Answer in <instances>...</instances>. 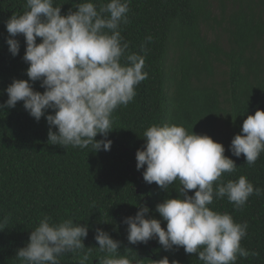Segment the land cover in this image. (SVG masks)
Wrapping results in <instances>:
<instances>
[{"label": "trees", "instance_id": "16d2710c", "mask_svg": "<svg viewBox=\"0 0 264 264\" xmlns=\"http://www.w3.org/2000/svg\"><path fill=\"white\" fill-rule=\"evenodd\" d=\"M213 1L131 0L129 23L122 25L121 34L132 52H140L146 36H152L147 52L140 53L145 55L143 70L148 78L136 86L134 100L113 113L109 151L51 145L46 119L35 121L23 102L0 110V219L10 214L6 228L0 229V264H20L16 250L26 245L30 231L44 216L89 225L83 241L86 248L91 247L86 264H98L102 255L94 239L96 228L121 241L119 251L132 264H152L164 256L170 264L173 260L202 264L198 254H186L183 247L164 251L155 239L137 245L127 241L123 218L134 216L138 205L146 203L149 217L161 220V226L166 227L156 205L169 195L178 196L174 190L178 181L165 192L154 182L147 184L144 169L136 168V151L144 145L143 132L153 124L182 125L189 133L193 130L214 140L218 123H223L230 131L224 155L234 160L237 170L221 179L236 180L244 175L254 187L264 189V153L249 166L243 154L235 157L229 150L247 116L264 110V0H219V20L212 14ZM80 2L84 0H54V6H61V13L66 14ZM25 3L0 0V104L8 99L4 90L14 78L28 79V65L22 59L24 37H16L20 52L13 57L5 27L9 17L25 11ZM211 22L221 30L214 42L203 32L214 29ZM222 37L227 50L221 44ZM221 64L225 71L218 79L217 66ZM33 87L44 91L39 81ZM101 138L99 134L96 137ZM193 193L191 190L189 195ZM209 207L248 224L241 246L259 255L238 257L236 264H264V195L250 196L239 210L227 198L215 199ZM126 248L131 250L125 252ZM60 264L77 262L73 254H66Z\"/></svg>", "mask_w": 264, "mask_h": 264}, {"label": "clouds", "instance_id": "9594fccd", "mask_svg": "<svg viewBox=\"0 0 264 264\" xmlns=\"http://www.w3.org/2000/svg\"><path fill=\"white\" fill-rule=\"evenodd\" d=\"M130 3L84 0L62 14L54 0H26L25 11L9 17L5 27L13 57L20 52L16 37H24L22 59L28 65V79L12 80L4 90L8 99L0 104V110L23 102L35 121L46 119L51 145L109 151L113 113L120 106L127 107L137 95L136 86L148 78L143 70L145 55L140 53L147 52L152 36H146L140 52H132L121 34L122 25L129 23ZM37 81L43 92L34 89ZM143 139L135 156L137 170L144 169L143 180L154 182L165 192L178 181L174 188L178 196L169 195L156 205L166 227L161 226V220L149 217L146 203L138 205L134 216L123 218L128 243L147 244L155 239L164 251L175 246L183 247L186 254H198L202 264H236L238 257L258 256L240 243L248 235L247 222L238 223L231 214L209 207L215 199L227 198L239 210L250 196L264 195V189L254 187L244 175L236 180L221 179L237 170L234 160L224 155V146L174 123L149 126ZM229 150L235 157L243 154L247 165H255L264 153V110L247 116ZM191 190L194 193L189 195ZM9 216L0 219V229L6 228ZM88 232L86 223H74L71 218L57 222L44 216L30 231L26 245L16 250L15 258L20 264H60L62 256L73 254L77 264H86L91 247L86 248L83 241ZM94 239L102 254L98 264H132L119 251L122 242L107 231L96 228ZM152 264L170 261L164 256Z\"/></svg>", "mask_w": 264, "mask_h": 264}, {"label": "rangeland", "instance_id": "374dc122", "mask_svg": "<svg viewBox=\"0 0 264 264\" xmlns=\"http://www.w3.org/2000/svg\"><path fill=\"white\" fill-rule=\"evenodd\" d=\"M226 3H227V5H231L230 2H228V1ZM212 7H213L212 8V14L217 18V20H219L221 18V14H222L221 10H220L219 0H214L212 2ZM211 25L213 26L214 29H209V30L203 31V32H204V34H206V39L209 42H214L216 39V37H215L216 33L220 32L221 30L218 29L219 26L214 25L212 22H211ZM221 44L224 46L223 49L227 50L225 39L223 37L221 39ZM217 67H218L217 68L218 69L217 78L221 79V75L225 71V66L223 64H221V65H218ZM229 139H230V131L228 130V128L225 127L223 125V123H218V126L214 132V141L221 143L224 146L225 151H226L228 149Z\"/></svg>", "mask_w": 264, "mask_h": 264}]
</instances>
